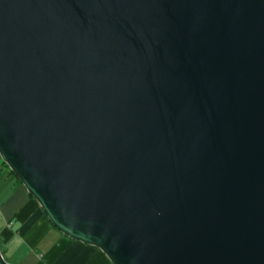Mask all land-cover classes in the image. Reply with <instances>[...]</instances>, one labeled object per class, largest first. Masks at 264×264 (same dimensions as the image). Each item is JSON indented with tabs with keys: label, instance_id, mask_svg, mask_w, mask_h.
<instances>
[{
	"label": "water",
	"instance_id": "obj_1",
	"mask_svg": "<svg viewBox=\"0 0 264 264\" xmlns=\"http://www.w3.org/2000/svg\"><path fill=\"white\" fill-rule=\"evenodd\" d=\"M0 157L112 264H264V0H0Z\"/></svg>",
	"mask_w": 264,
	"mask_h": 264
},
{
	"label": "crops",
	"instance_id": "obj_2",
	"mask_svg": "<svg viewBox=\"0 0 264 264\" xmlns=\"http://www.w3.org/2000/svg\"><path fill=\"white\" fill-rule=\"evenodd\" d=\"M0 239L11 264H112L96 246L64 236L8 168L0 178Z\"/></svg>",
	"mask_w": 264,
	"mask_h": 264
},
{
	"label": "trees",
	"instance_id": "obj_3",
	"mask_svg": "<svg viewBox=\"0 0 264 264\" xmlns=\"http://www.w3.org/2000/svg\"><path fill=\"white\" fill-rule=\"evenodd\" d=\"M6 168H7L6 163L3 162V161L0 162V178H1V175H2V173L4 171V169H6ZM0 249H1L2 253L4 254V252H5V246H4V242L1 241V239H0Z\"/></svg>",
	"mask_w": 264,
	"mask_h": 264
},
{
	"label": "rangeland",
	"instance_id": "obj_4",
	"mask_svg": "<svg viewBox=\"0 0 264 264\" xmlns=\"http://www.w3.org/2000/svg\"><path fill=\"white\" fill-rule=\"evenodd\" d=\"M0 162H2L1 157H0ZM22 263H23V264H33V263H34V259L31 260V259L28 258V260H25V261H23Z\"/></svg>",
	"mask_w": 264,
	"mask_h": 264
}]
</instances>
